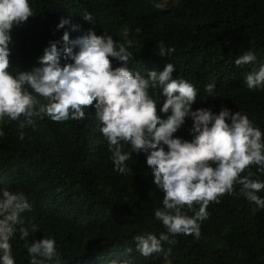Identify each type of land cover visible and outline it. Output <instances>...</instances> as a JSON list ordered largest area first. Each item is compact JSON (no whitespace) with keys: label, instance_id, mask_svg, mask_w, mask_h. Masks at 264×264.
I'll list each match as a JSON object with an SVG mask.
<instances>
[{"label":"trees","instance_id":"trees-1","mask_svg":"<svg viewBox=\"0 0 264 264\" xmlns=\"http://www.w3.org/2000/svg\"><path fill=\"white\" fill-rule=\"evenodd\" d=\"M30 6L35 16L11 29L13 73L37 66L44 48L61 41L65 31L74 40L92 30L132 53L133 73L147 77L173 64V78L198 90L193 110L241 112L264 133V88L250 91L244 84L245 74L264 64V0H30ZM89 14L91 22L83 19ZM61 19L71 23L57 30ZM161 43L175 51L161 56ZM249 50L255 64L236 66ZM120 66L112 60L113 68ZM209 83L216 86L211 96L205 91ZM33 119L24 128L18 121H0V185L27 196L32 210L25 219L39 228L30 239H54L60 264H264V209L239 195L238 184L233 194L209 203L198 238L171 237L175 242H162V252L144 257L135 237L159 238L167 231L154 216L163 193L145 155L132 153L127 174L115 171L92 107L83 120ZM191 127L186 119L174 136L190 141ZM122 148L130 151L127 144ZM249 171L251 179L264 182L258 166L241 175ZM259 195L264 198V190ZM199 207L194 203L182 211L193 217ZM25 243L19 235L11 241L15 264H29Z\"/></svg>","mask_w":264,"mask_h":264},{"label":"clouds","instance_id":"clouds-1","mask_svg":"<svg viewBox=\"0 0 264 264\" xmlns=\"http://www.w3.org/2000/svg\"><path fill=\"white\" fill-rule=\"evenodd\" d=\"M33 16L30 0H0V121H18L24 128L34 124V117L83 120L92 107L108 140L115 171L127 174L126 161L132 153H143L154 184L163 193L162 207L154 216L167 231L159 238L136 236V251L149 257L163 251L162 242L174 243L171 237L194 234L198 238L199 222L207 218L209 203L219 202L225 193L233 194L237 184L239 195L264 209L259 195L264 182L251 179V171L241 175L251 165L264 172V133L246 114L227 108L218 114L193 110L198 90L184 79L173 78V64L163 71H150L147 77L133 73L128 68L132 53L123 44L117 46L111 36H98L92 30L74 40L65 31L61 41H50L44 48L37 66L13 73L9 70L11 29ZM83 19L91 22L93 17ZM70 23L61 19L57 30ZM174 51L163 43L159 47L161 56ZM112 60L122 66L113 68ZM256 61L249 50L235 65ZM244 84L250 91L264 88V64L245 74ZM215 87L209 83L205 91L211 96ZM158 104L162 116L157 114ZM186 119L192 121L190 141L174 136ZM122 144L129 145L130 151H124ZM194 203L200 204L199 210L189 217L182 210L185 206L191 210ZM31 210L23 192L0 185V264H15L11 241L17 235L26 241L29 264H60L54 239H30L39 232L36 224L25 219L24 213Z\"/></svg>","mask_w":264,"mask_h":264}]
</instances>
